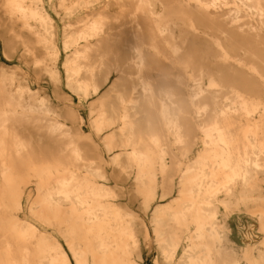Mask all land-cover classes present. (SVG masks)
I'll return each mask as SVG.
<instances>
[{
	"label": "bare ground",
	"instance_id": "obj_1",
	"mask_svg": "<svg viewBox=\"0 0 264 264\" xmlns=\"http://www.w3.org/2000/svg\"><path fill=\"white\" fill-rule=\"evenodd\" d=\"M152 257L264 264V0H0V264Z\"/></svg>",
	"mask_w": 264,
	"mask_h": 264
},
{
	"label": "rangeland",
	"instance_id": "obj_2",
	"mask_svg": "<svg viewBox=\"0 0 264 264\" xmlns=\"http://www.w3.org/2000/svg\"><path fill=\"white\" fill-rule=\"evenodd\" d=\"M80 112L82 113L83 116H85V120H86V124H87V128H86L87 133L91 134L93 140H94L97 144L100 145V142L96 140V137H95L93 131L90 129V127H89V125H88V119H87V116H86V114H87L86 109L80 110ZM106 159L109 160L108 157H106ZM132 209H133L132 211H133L134 213H136V214H137V215L143 220V222H144L145 225L147 226L148 230L151 231V226H150L149 218H148V217H145V216L143 215V213L140 212V210L137 209L136 207H133ZM154 255H156V254L153 253V256H154ZM151 259H152V260H151L150 264H153V260H154L153 257H152Z\"/></svg>",
	"mask_w": 264,
	"mask_h": 264
}]
</instances>
